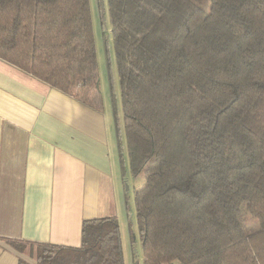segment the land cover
<instances>
[{
  "label": "trees",
  "instance_id": "1",
  "mask_svg": "<svg viewBox=\"0 0 264 264\" xmlns=\"http://www.w3.org/2000/svg\"><path fill=\"white\" fill-rule=\"evenodd\" d=\"M201 1L98 0L121 167L145 176L134 264H264V0ZM0 59L104 107L90 0H0ZM7 242L18 264H126L116 215L84 220L79 246Z\"/></svg>",
  "mask_w": 264,
  "mask_h": 264
},
{
  "label": "crops",
  "instance_id": "2",
  "mask_svg": "<svg viewBox=\"0 0 264 264\" xmlns=\"http://www.w3.org/2000/svg\"><path fill=\"white\" fill-rule=\"evenodd\" d=\"M102 94L94 108L0 59V264L26 256L7 239L79 246L84 220L129 216L121 105Z\"/></svg>",
  "mask_w": 264,
  "mask_h": 264
},
{
  "label": "rangeland",
  "instance_id": "3",
  "mask_svg": "<svg viewBox=\"0 0 264 264\" xmlns=\"http://www.w3.org/2000/svg\"><path fill=\"white\" fill-rule=\"evenodd\" d=\"M90 6L92 11V20L94 27V34L96 39V47L98 53V64L100 71V90L109 96L111 94V80L114 88L117 91L118 96V105H121V98L119 97L120 93V85H119V77L117 73L115 54L113 50V43L111 38V24L109 19L108 12L106 13V24H107V33H109L110 39L106 42L104 38V28L102 25V18L100 16V9L98 5V0H90ZM201 6L205 9H208L210 4L208 0H202ZM110 59V60H109ZM120 119L122 122L121 116V106H120ZM126 152V151H125ZM145 184V176L140 173L137 176H128L127 178V187H128V199L133 203V191L135 188H141ZM133 208V207H132ZM122 210V209H121ZM134 212V210H132ZM121 226L122 232V241L124 248V257L126 264H134L135 259L139 262L142 261L143 253L141 247V240L139 237V233L137 230V223L135 220V216L133 219V223H129L131 218L127 216L126 210L125 212H121L120 217L118 218ZM131 233L134 234V238L131 237ZM29 260H32L28 253H25ZM142 263V262H141Z\"/></svg>",
  "mask_w": 264,
  "mask_h": 264
}]
</instances>
